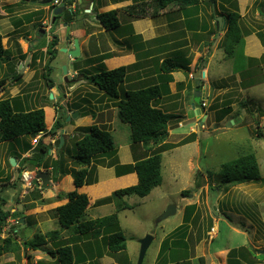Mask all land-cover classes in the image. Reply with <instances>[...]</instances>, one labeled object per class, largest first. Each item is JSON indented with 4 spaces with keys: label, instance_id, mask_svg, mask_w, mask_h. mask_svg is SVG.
Masks as SVG:
<instances>
[{
    "label": "rangeland",
    "instance_id": "obj_1",
    "mask_svg": "<svg viewBox=\"0 0 264 264\" xmlns=\"http://www.w3.org/2000/svg\"><path fill=\"white\" fill-rule=\"evenodd\" d=\"M29 1L37 2L29 3ZM38 1L39 0H25L21 5H13L14 7L12 9L15 12L12 15L11 13L13 12H11L12 10L10 9V6L2 7L0 8V19H7L12 16L14 23L21 24L24 19L26 21H30L32 18L35 19L34 9L36 7H52V3L42 5L39 3L41 0ZM222 1H225L228 4L233 3V6H236L234 4L235 0H220L221 3H223ZM261 4L264 5V2H261ZM97 7L98 6H96V8ZM24 8H26L25 11L23 10ZM263 10L264 8H261L260 12L264 16ZM91 11L92 9L89 13H92ZM89 13H87V15ZM214 13L225 16V13L227 12L225 10L219 12L215 9ZM79 15L80 14H78V16ZM59 17L58 24L62 25L64 24L63 21H70L71 18L76 19V14L71 8H68L63 15ZM41 18L44 19V17ZM261 18V21H259L260 25L255 24L257 26L256 29H253L252 24H245V21H240L239 23L235 22L234 25H238L240 28L241 35H243L242 38H244L245 34L252 35L258 33V30L264 34V18ZM0 23L2 24V21H0ZM1 24L0 33L3 34L5 32L2 30ZM47 25H51L50 19L43 23L42 29L45 30ZM40 26L41 24L37 23L26 29L22 28L24 30L21 31V34L19 32L16 34L11 33L14 31V27L13 31L6 32V35L9 33L11 34L4 36L6 37L4 45H6L8 37H10V39L8 41V48L6 49L4 60L0 61V80L4 77L11 79L16 72L20 71L16 70L17 68L13 69L17 66V63L20 60L18 57L14 58L18 53L17 49L19 43L17 41L23 39V42H28L27 39L29 35L32 34L35 37L32 42L36 43L37 35L34 28ZM227 28L229 29V26ZM68 29L70 30L69 27ZM253 30H256V32H253ZM25 31L28 33H25ZM248 36H245V38ZM257 38L260 42H254V40H250L251 38L248 39L249 44L252 47L256 45L257 47H260L259 50H261L259 52H256L255 50L251 52L253 57H255L254 55L262 53V49H264V41L258 36ZM259 43H261L262 46H259ZM92 44L91 54H94L96 46L94 42ZM243 44V48L241 44L235 46L234 54L231 58L227 57L223 50L224 47L219 51L212 64L211 81L208 82L211 91L209 90L205 95V100L207 99L206 101L203 99L201 100V98L196 96L194 93V87L192 86L184 95H182L184 96L185 101L180 103L177 108H174L175 112H171L175 114V118L169 127L170 137L168 141L170 151L163 153L162 184L154 189L147 197L141 198L136 195H131L122 197V199L117 198L114 199L116 206L112 205L103 207L100 210L99 215L102 216L117 215L118 225L127 238V250L125 255L132 259L133 264H137L139 258L141 248L140 240L147 235L153 236L154 240L147 251L143 264H154L163 240L174 229L184 224L183 206L185 204L183 203L184 201H190L191 199L194 201L193 203L198 206V210L195 211V218L193 217L194 221L191 224L193 227L191 230L189 229L190 232L188 231V243L190 246H195L197 243H200L204 239L203 237L208 234L207 232L215 227L217 234L214 236V240H210V235L206 237V253L209 252L208 248L211 247L213 250L217 249L218 252L228 251L226 255L228 258V254L232 249L246 247L253 251L254 249L258 250V252L264 250V52L262 54L263 56H261L262 59L260 62L256 61L257 63L250 64L246 59L242 61V64L245 67L249 69L253 68L252 73L256 74L258 72L261 75L257 76L256 74V77H258L256 78L257 80L261 77L259 84L250 88H244L241 84L244 78H253L255 75L249 74L243 76L240 75L241 73H235V64L238 61L237 57L242 55L248 57V55H246L248 42L246 41L245 43L244 40ZM32 54L34 55L35 53L33 52ZM68 58L69 57L66 53L59 51L54 60L51 59V55L48 58L47 56H39L36 62H33L34 60H32L34 64L30 62L31 65L29 70L35 71V73H26L24 71L22 72V79L19 82L11 85L6 83L4 86L5 89L3 88L4 91H1L0 99L18 97L17 100L13 101L15 111H18V109L26 110L25 107L20 108L21 104L25 101L31 109L45 107L46 125L47 127L51 126L54 118V111L51 107H53L54 100L51 98L52 94L49 93L50 88L54 87V91L60 95V98L64 99L66 98V94L69 93V87H73L76 82L84 80V77H82L84 73L92 74L98 71V69H96L97 67H89V58H75L76 63L72 65L69 63ZM220 59L226 62L224 63L225 65L219 63ZM46 64H52L55 68L49 78V80H51V85L47 84L42 78ZM248 65L254 67H249ZM64 67L67 68L68 74H65ZM72 67L80 75L76 74L72 77L70 73ZM66 77L70 80L69 82L65 81ZM7 82L9 81L7 80ZM86 82L87 84H85L83 88L72 97H69V103L74 102L77 98L83 95H85L86 98H89L88 94L96 91L92 88L93 85L88 84L89 82L87 80ZM122 89L124 88L122 87ZM97 93L103 92L97 89ZM76 94L79 95V97H77ZM93 95L97 96L98 94ZM204 103H206V107L203 109L204 114L199 118V120H202L203 125L198 123L197 128L194 130L189 129V126L191 124L193 125V122H190L189 118L191 117L192 119H195L191 104L201 105ZM229 110L230 112L228 113L227 111ZM188 112L190 113L189 118ZM205 115H207L206 119H204ZM187 119L188 122L185 124V128H181L179 122L183 124ZM85 121L86 120L83 122ZM116 122L117 124L114 126L116 131L113 132L116 143L120 144L125 141L129 142L131 134L130 126L122 123L118 116L116 117ZM258 131L261 132V136L257 134ZM190 133L196 134V141L178 145L184 138L186 139L190 137L192 135H190ZM79 134L75 133L74 136L78 137ZM59 139L60 131L57 136L46 137L45 142L50 144L56 153H60L58 147ZM67 139L68 143L64 152L66 153L68 147L71 151L76 152L74 144L75 140H72L70 137H67ZM31 141L35 142V139L32 140L30 137H26L25 139H17L10 143H0V196L8 200L5 210L10 212V218L2 229L1 238H7L10 235L13 237L15 235L14 231H20L22 224H17V220L21 221V219H23L24 215L22 214L26 208L25 214L30 226L27 235L20 236L21 239H16V242L21 246L23 241H25L24 238H26V240H32L35 238V236H30V233L35 232V234H40L41 229H35V225L38 222H33L35 221L34 212H36V204H27V202L30 201L29 199L33 198L34 200V198L40 196V189L36 188L34 191H28L27 194L24 195L23 193L24 196L22 195L23 188L21 173L18 172V170H15L16 168L12 165L9 166L11 159L8 160V158L11 154L7 149L10 145H12L11 147L13 149L16 148V145L20 146L21 152L14 153L13 156H17L18 158L20 156L19 161L24 169L26 168L30 171H35L36 169L47 171L45 169L37 168L33 161L25 160L26 158H31L33 156L32 150H30L29 156L27 155V157L25 156L26 158H23L22 155L27 153L25 146L27 147V142L30 143ZM15 150L16 149L13 151ZM13 151H11V153ZM249 154H254L257 157L261 170V179L237 186H226L222 184L221 171L223 164ZM4 155L6 158H4ZM63 156L66 157L67 154H64ZM3 161L5 162L3 163ZM93 167L95 168V165ZM49 171L52 172V170ZM208 171L212 175L211 179L207 173ZM11 179H14L13 183L8 185L4 183ZM209 185L211 186L209 187ZM217 186L220 187L215 188ZM212 187L213 189H211ZM184 190L191 191L186 198H183V195L181 194ZM61 197L68 199V194L65 195L64 193ZM62 201L63 200L60 199L56 202L59 204L62 203ZM120 204L127 205L129 209L121 210L119 207ZM20 205H22V210H20ZM171 206L177 207V213L165 220L159 221L162 214ZM51 214L56 215V212H51ZM87 218H90L89 215ZM46 221H48L47 216ZM58 221L59 220L55 223L46 225L48 232L62 228ZM13 238H15V236ZM17 253L20 256L19 261L22 263V256H24V258L27 256H21L19 251ZM196 253H198V251H193L191 253L187 252V250L182 252L179 251L178 254L174 256V259H178L188 254L195 255ZM225 253L220 255L217 254L215 257L212 256V260L216 262V264H220L225 258ZM9 259H3V264H8ZM259 259L263 260V255H259ZM223 263L224 262H222V264Z\"/></svg>",
    "mask_w": 264,
    "mask_h": 264
},
{
    "label": "crops",
    "instance_id": "obj_2",
    "mask_svg": "<svg viewBox=\"0 0 264 264\" xmlns=\"http://www.w3.org/2000/svg\"><path fill=\"white\" fill-rule=\"evenodd\" d=\"M24 1L0 0V8L10 6V9L12 10L11 12H13L11 13L12 15L15 12L12 9L14 7L13 5H21ZM33 2L29 1V3ZM152 2L153 0H76L73 3L72 7H70L72 11L75 12L76 19L70 20L71 22L63 21L64 24L62 25H56V23H52L51 26L47 25V27L45 28V34H42L41 30L45 21L50 19L52 22L53 17L50 15L51 7L38 6L34 9L35 16L33 15L36 20L34 18H32L30 21H26L24 19L23 23L18 24L13 22L12 16L7 19L1 18V28L5 33H0V35H2L5 40L6 37L4 36L6 35V32L13 31V27L14 31L11 33L16 34L19 32L21 34V31L24 30L22 28L26 29L27 27L34 24H41L40 27L34 28L37 35L36 43L32 42L35 38L32 34L29 35L27 39L28 42H23V39H19V41H17L19 43L17 49L18 53L14 58L18 57L20 60L18 61L17 66L13 68H17L16 70H20L21 67L25 65L27 59L23 60L24 56L31 55L32 58L33 52L40 51L43 53L44 57L47 56L48 58L50 56V54L47 52L48 45L52 43L56 36L59 38L58 50L63 47L71 50L73 48V40L78 39L81 52L79 58H89L91 63L89 65L90 68L100 67L105 70H113L122 66H130L133 64L141 63V67L136 71H132L128 75V78L125 80V83L122 85V87L126 91L132 88L134 84L140 83L145 79H153L157 74L156 72L158 71L159 66L166 59H172L173 61L180 63L181 65L184 64L187 66V69H180L171 73V75L173 76V80L169 83L171 94L169 96H165L159 102V105L163 110L168 112H175L174 108H177L180 103L185 101V98L182 95H184L192 86L194 87V93L196 94V96L198 95V93L201 95L197 96L198 98H201V100L203 99L204 101L207 100H205L206 96L203 98V95H206L209 90L211 91L208 84V82L211 81V68L219 51L224 47V39L228 27L225 17L229 15V12L235 11V8H237V12L241 16V21H245V24L247 25L252 24L253 29L257 28L255 24L260 25L259 21H261V17L264 18V16L260 13V4L261 2H264V0H235L234 4L236 6H233V3H231V5L226 3L225 1H222L223 3H221L220 0H216V3L211 1L209 2V0H201L198 6L190 7L187 9H180L176 5H171L162 10L159 15L155 17H151L148 15L147 17L138 18L133 15L137 13L132 14L131 10H129L130 7H134L135 11H138L141 8H146L145 10L147 11V13H150L152 11ZM96 6H98V13H106L112 10H117L119 26L114 30H106L102 26V24L96 20V15L94 14V12L91 14L87 12L89 8L94 10ZM215 9L219 12L225 10L227 13H225V16L219 15L218 13H214ZM23 10L25 11L26 8H24ZM40 11H44L45 14L42 16L44 17V19H42L37 14ZM87 13L89 14L87 15ZM78 14L80 15L78 16ZM218 17L224 18V25L222 28L218 26ZM66 23L68 24L67 27H65ZM68 27L70 28V30L68 29ZM253 32H256V30H253ZM257 32H259V30ZM25 33L28 32L25 31ZM248 35L245 34L243 38V41L245 40V43L246 41L248 42L246 55H248V57H253V55H251V52H253L254 50L256 52H259L261 50H259L260 47H257L256 45L252 47L249 44L248 39L251 38L250 40H254V42H260V40L257 38V33L250 36ZM68 36L71 37V42L65 43V40ZM245 36L248 37L245 38ZM9 39L10 37H8V39L6 40V48H8L7 45ZM93 42L96 46V51L94 54H91V47L93 45ZM259 46H262V44L259 43ZM223 50L227 55L225 47L223 48ZM262 51L264 52V49H262ZM263 52L254 55V58H261ZM68 57L69 63L71 65L76 63V59L72 58L69 55ZM219 63L221 65H225L224 63L226 62L220 59ZM29 69L30 66L25 68L24 71L26 73H35V71H31ZM70 73L72 77L73 75L78 74V72L75 71L73 67ZM85 84H87L85 80L76 82L75 86L69 87V93L66 94V98L64 99L60 98V95H58L57 92L54 91V87L50 88L49 91V93L53 95L52 99L54 100L53 107H51L54 111V118L52 125L48 126L47 129L50 130L53 127L55 123L54 121H56V119H59L61 116H66V125L62 130L64 132V141L67 143V137L72 138L75 133H80L79 128L91 126V124H96L101 128L109 130L112 135L113 132L116 131V129H114V126L117 124L116 117L118 116L117 108L115 105L116 100L109 99V97H107L104 93H97V88L95 86H92V88L96 91L89 93V98H86L85 95L79 97V95L76 94V96L79 98H77L74 102L69 103V97L75 95V93L83 88ZM201 92H204V94H202ZM93 94L98 95L96 96ZM76 103H81V107L79 110H75L74 108L70 107ZM191 105L192 112H194L195 114V119H192L191 117L189 118L190 113L188 112L189 121L193 122V125L191 124L189 126V129L194 130L195 128H197L198 123L203 125L202 120H199V118H201L200 116L204 114V108H202V104ZM21 107L29 109L30 106L27 105L25 101L21 104ZM199 108L202 112L198 114L196 112ZM74 112H80L82 115H80L79 113L77 119H71L69 122H67V118L74 114ZM206 118L207 115L204 116V119ZM84 120L86 121L83 122ZM187 122L188 119L183 124L179 122V126L181 128H185V124ZM62 130H60V136ZM192 133H190V135ZM196 138L197 136L195 137L194 141H196ZM168 139L166 143H169ZM114 142L116 145V156H105L103 158H98V161L94 162L95 170L93 171L94 174L91 175L93 179L91 184H87L82 188H76L71 173L60 176L59 179L55 180V178L53 177V173L51 171H46L50 174L51 188L49 190L40 189V196H38V198H34V200L33 198L29 199L30 201L27 202V204H36V212H34L35 221L33 222H38L35 225V229L40 228L41 235H47L49 233L48 229H46L47 224L55 223L58 220L57 216L52 215L51 212H54L55 209L59 206L68 203L69 200L67 198L61 197L62 194L64 195L65 193L66 195L76 190H78L79 193L87 194L91 201V206L87 210L86 215H89V219L95 220L105 217L99 215L100 210L103 207L112 205L116 206L113 199L112 202L101 205L96 204L98 201L112 196L113 193L117 190L138 184L139 180L137 173L131 171L125 172L124 169L121 168V166H133L137 161L150 157L152 155V152L147 150L148 148H146L143 144H133L131 142V138L129 142L125 141L124 143L117 144L115 139ZM11 146L12 145H10L7 149L11 154L8 160L14 157V153L21 152V148L19 145H16V148H14L16 149L15 151H13L14 149ZM35 146L36 145L32 141V147L34 148ZM51 150V156L54 159H57L59 157V153H56V151L53 149ZM11 151L13 152L11 153ZM168 151L170 150H167L163 153H166ZM29 152L30 151H28L26 154H23V158L25 156L27 157V155L29 156ZM5 155L4 158H6ZM65 159V166L70 172L81 169V167L73 163L71 159L68 158V156H66ZM4 162L5 161H3V163ZM20 166L22 169H24V167H22L21 165V162L18 160L17 166L15 168H18ZM13 182L14 179H11L4 183L8 185ZM60 199L63 200L62 203L57 204L56 201ZM193 202L194 201L192 199L190 201H184V216L186 207L195 204ZM127 209H129V207L124 210ZM24 216L26 217V214H24ZM46 216L48 217V221H46ZM29 226L30 224L28 223V220L24 224H22L20 232H18V236H15V240L17 238L21 239L20 236L22 237L24 235H27ZM192 227L193 226H191L190 224V230ZM54 231L59 232L56 237L53 239H47L46 244L41 245L36 249H25L22 246L19 250V254H21V256L26 255L27 257L24 258V256H22L21 262L23 264H57L58 256L53 255L52 253H54V251H56L60 247L70 246L73 251V264H133L132 259H130L129 256L125 255L127 247L125 251L111 254L106 242L104 230L102 232L100 231L97 234L95 232H91L85 235L75 234L73 229H64L63 227ZM174 231L175 229L170 234H172ZM207 233L208 234L203 237L204 239L200 243H197L195 246H190L188 243L189 233L187 237L181 235L176 236L171 241L170 249L166 251V257L164 259L160 256V247L154 264H200L199 259L201 257L205 258L206 264H216V262L212 260V256L215 257L217 254L220 255L225 252V258L222 262H224L223 264H227L226 255L228 251L218 252L217 249L213 250L211 247H209V252H205V250L207 249L205 248L207 240L206 237L210 235V240H214V236L217 234V231L214 230V233L208 231ZM30 234V236H35L38 233L35 234V232H33ZM170 234H168L167 237ZM211 234L213 236V239L211 237ZM24 239L25 241H23V243L30 240H26V238ZM183 239L184 241H182ZM175 241L178 242L175 243ZM185 250H187V252L189 253L193 251H198V253H196L195 255H184L183 257L185 258L180 257L178 259H174V256H176L179 251L182 252ZM16 253L17 252L5 253L0 258V264H3V259L7 260L10 257L11 258L8 260V264H22L19 261L20 256L18 255V253L16 256ZM222 262L220 264H222Z\"/></svg>",
    "mask_w": 264,
    "mask_h": 264
},
{
    "label": "trees",
    "instance_id": "obj_3",
    "mask_svg": "<svg viewBox=\"0 0 264 264\" xmlns=\"http://www.w3.org/2000/svg\"><path fill=\"white\" fill-rule=\"evenodd\" d=\"M62 1L65 12L66 9L72 7L76 0ZM210 1L216 3V0ZM200 2L201 0H153L151 5L152 11L150 13H147L145 10L146 8H141L140 10L135 11L134 7H130L129 10H131L132 14L137 13L133 15L138 18L147 17L148 15L155 17L159 15L162 10L171 5H176L180 9H187L198 6ZM260 7L263 9L262 4H260ZM93 12L96 15V20L99 21L106 30H114L119 26L117 10H112L106 13H98L97 8H95L94 10L92 9V13ZM37 14L42 17L45 13L44 11H40ZM59 19L60 17L58 16L56 25L58 24ZM225 20L229 29L227 28L228 31L225 35L224 47L226 48L227 56L231 58L233 57L234 48L237 44H241L242 48L244 46L241 30L238 25H234L235 22L239 23L241 21V16L237 12V8H235V11L229 12V15L225 17ZM66 22H69V20ZM257 36L264 41V34H262L260 30L257 33ZM58 43L59 38L56 36L52 43L48 45L47 52L51 55L52 60L56 58L59 52ZM6 49L7 48L4 45V38L0 35V61L4 60ZM34 53L35 54L32 55L31 58V63L36 62L39 56H43V53L40 51ZM246 57L247 56L245 55L237 57L238 61L235 64V73H241L240 75L243 76L254 74L252 73L253 68L249 69L245 67L242 64V61L246 59L250 62V64H253L260 62L262 57ZM26 58L27 55L24 59ZM32 60L34 61L32 62ZM90 64L91 63H89V65ZM141 65V63H137L130 66H122L113 70H105L98 67L96 68L98 69L97 72L92 74L84 73L83 75L84 80L89 82L88 84L95 86L110 99L116 100L115 105L118 109V118L123 123L130 126L131 142L133 144H143L146 148H148L147 150L152 152L150 157L137 161L133 166H121L125 172L131 171L137 173L139 180L138 184L115 191L112 196L98 201L96 204L99 205L112 202V199H122V197L131 195L144 198L150 195L154 189L162 184L163 152L170 149L169 143H166V141L169 138V127L174 121L175 114L163 110L160 107L159 102L165 96H169L171 94L169 88V83L173 80L171 73L176 70L187 69V66L184 64L181 65L172 59H166L159 66V72H156L157 74L153 79H145L140 83L134 84L132 88L127 91L121 89L125 80L128 78V75L132 71L138 70ZM248 66L254 67L251 65ZM54 69L55 68H53L50 64L45 65L42 78L47 82V84L51 83L49 78ZM256 74L257 76H261L258 72ZM256 74H254L255 77L253 78H244L241 83L244 88H250L259 84L261 77L257 80L256 78L258 77H256ZM22 76L23 74H18L16 76L13 75L11 79L4 77L0 80V87H2L3 90V88L5 89L4 86L6 83L11 85L19 82L22 79ZM7 80L9 82H7ZM17 99L18 97L0 99V143L12 142L17 139H25L26 137H30L33 140L40 136L34 148L32 147V141L30 143L27 142L28 145L27 147L25 146V150L26 152L32 150L33 156L31 158H26L25 160L33 161L39 169H45L47 171L51 169L55 180L59 179L60 176L71 173L76 188H82L87 184H91L93 180L91 175L94 174L93 171L95 170L93 167L94 161H98V158L100 157L116 156V145L112 133L105 128H101L97 125H91L79 128V136H73L71 138L72 140H75L74 144L76 152L71 151L68 147L65 153L64 149L67 142L64 141L61 146V139H59L58 147L60 153L59 157L54 159L50 153L52 146L45 142V138L57 136L58 132L66 125V116H61L59 119H56L53 127L48 130L44 108L26 110L18 109V111H15L13 101ZM70 107L75 110H79L81 103L73 104ZM202 108H204L203 104ZM227 112L229 113L230 110ZM80 115L82 114L80 113ZM257 134L259 136L262 135L260 131H258ZM195 137L196 134H192L190 137L181 141L178 145L192 142L195 140ZM64 154H67L68 158H70L77 166L81 167V169L70 172L65 166L66 159L63 156ZM14 158L18 161L20 156L19 158L17 156ZM9 166H11L10 163ZM15 170H18V172L21 173L23 169L20 166ZM221 172V183L226 186L243 185L261 179L260 165L254 154L245 155L223 164ZM207 173L211 179V173L209 171ZM210 186L211 185H209V187ZM219 187L220 186H217L215 188ZM211 189H213V187ZM190 192V190H184L181 194L183 197H187ZM68 200L67 204L59 206L55 209L59 223L64 229H73L75 234L79 235H85L91 232H95L97 234L104 230L106 242L111 254H116L126 250V237L118 225V217L116 214L95 220L87 218L86 214L87 210L91 206V201L87 194L79 193L78 190L69 193ZM7 204L8 200L0 196V258L5 253L18 252L22 246L25 249H36L37 247L46 244L47 239H53L59 233L58 231H52L47 235L37 234L34 239L24 242L22 246L16 242L15 238H13L14 236H18V232L20 231H14L15 235L13 237L10 235L7 238H1L2 229L6 225L7 220L10 218V212L5 210V206ZM119 207L121 210L128 208L127 205L121 204ZM196 210L197 205L195 204L186 207L184 224L175 229V231L162 242L160 252L161 258L164 259L166 257V251L170 249L171 241L176 236L181 234V236L187 237L190 224L194 221L193 217L195 218ZM25 212L26 208L24 209L22 215H24ZM23 219L25 222L27 221L25 216ZM182 241H184V239ZM177 242L178 241H175V243ZM257 253L258 250L254 249L253 251L246 247L232 249L228 254L227 264H264V259L260 260ZM52 254L58 256L57 264H73L74 262L73 251L70 246L60 247ZM199 261L200 264H206L204 257H201Z\"/></svg>",
    "mask_w": 264,
    "mask_h": 264
},
{
    "label": "water",
    "instance_id": "obj_4",
    "mask_svg": "<svg viewBox=\"0 0 264 264\" xmlns=\"http://www.w3.org/2000/svg\"><path fill=\"white\" fill-rule=\"evenodd\" d=\"M54 0H44V1H41L39 2L40 4L42 5H48V4H51ZM64 13V7L62 6H59L57 8L54 9L53 13H52V23L55 24L57 22V18L58 16H61L63 15ZM67 23L65 24V27H67ZM224 25V19L223 17H218V26L220 28H222ZM42 34H45V30L42 29L41 30ZM68 42H71V37L68 36L65 40V43H68ZM60 52L62 53H66L67 55L71 56L72 58H79L80 55H81V52H80V45H79V40L78 39H74L73 40V48L71 50L67 49V48H61L59 50ZM30 61H31V55L28 56L27 60H26V63L24 66L21 67L20 71L16 72L14 74V76L18 75V74H22V72H24L25 68L29 67V64H30ZM64 70H65V74H68V71H67V68L64 67ZM83 77V75H82ZM66 82H69L70 80L68 79V77H66L65 79ZM1 91H2V87H0V94H1ZM202 94H204V92H201ZM197 96H201L199 93ZM205 97V94L203 95V98ZM51 98H53V95H51ZM201 109H197V112L196 113H201ZM79 116V113L78 112H74V114H72L71 116H69L67 118V122H69L71 119H77ZM63 130L61 131V136H60V139H61V146L63 145V142H64V137H63ZM10 163L11 165L15 168L17 166V160L15 158H11L10 160ZM34 183L36 184V186L40 189H43V190H49L51 188V182H50V174L46 171H43V170H38L37 172V178L35 179ZM22 205H20V210H22L21 208ZM177 213V207L176 206H171L166 212H164L162 214V216L160 217L159 221H162V220H165L167 218H169L170 216L174 215ZM21 223L24 224L25 223V220L24 219H21ZM154 240V237L151 236V235H147L146 237L142 238L140 240V245H141V248H140V254H139V258H138V261H137V264H143L144 262V259H145V256L147 254V251L148 249L150 248L152 242ZM258 255H264V250L262 251H259L258 252Z\"/></svg>",
    "mask_w": 264,
    "mask_h": 264
},
{
    "label": "built area",
    "instance_id": "obj_5",
    "mask_svg": "<svg viewBox=\"0 0 264 264\" xmlns=\"http://www.w3.org/2000/svg\"><path fill=\"white\" fill-rule=\"evenodd\" d=\"M51 6L52 7L50 8V15L52 16V13H53L55 8H57L59 6L63 7V1L62 0H54L52 2ZM90 10L91 9H88L87 12H90ZM51 24H52V22H51ZM203 106L206 107V103H204ZM38 137L40 138V136H38ZM37 141H38V139H36L34 143L37 144ZM37 172H38L37 169L35 171H30V170H28L26 168L22 170V172H21V181H22V188H23L22 195H23V193L25 195V194L28 193V191H34L36 188H38L36 186V184L34 183L35 179L37 178ZM17 224L21 225L22 223H21V221L17 220ZM214 230H215V228H213L211 230V232L214 233ZM211 237L213 239L212 234H211Z\"/></svg>",
    "mask_w": 264,
    "mask_h": 264
},
{
    "label": "clouds",
    "instance_id": "obj_6",
    "mask_svg": "<svg viewBox=\"0 0 264 264\" xmlns=\"http://www.w3.org/2000/svg\"><path fill=\"white\" fill-rule=\"evenodd\" d=\"M224 19V18H223ZM40 189V188H39ZM43 190V189H42Z\"/></svg>",
    "mask_w": 264,
    "mask_h": 264
},
{
    "label": "bare ground",
    "instance_id": "obj_7",
    "mask_svg": "<svg viewBox=\"0 0 264 264\" xmlns=\"http://www.w3.org/2000/svg\"><path fill=\"white\" fill-rule=\"evenodd\" d=\"M32 171V170H31Z\"/></svg>",
    "mask_w": 264,
    "mask_h": 264
}]
</instances>
